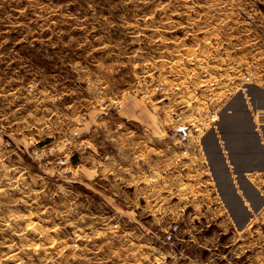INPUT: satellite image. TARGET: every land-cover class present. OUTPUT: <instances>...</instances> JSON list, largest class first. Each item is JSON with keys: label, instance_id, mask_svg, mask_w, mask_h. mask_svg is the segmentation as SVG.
Wrapping results in <instances>:
<instances>
[{"label": "rangeland", "instance_id": "rangeland-1", "mask_svg": "<svg viewBox=\"0 0 264 264\" xmlns=\"http://www.w3.org/2000/svg\"><path fill=\"white\" fill-rule=\"evenodd\" d=\"M253 87L264 0H0V264H264V207L239 230L202 172L200 217L147 218L117 164L167 141L161 118L200 137L220 119L242 152L221 113Z\"/></svg>", "mask_w": 264, "mask_h": 264}, {"label": "crops", "instance_id": "crops-1", "mask_svg": "<svg viewBox=\"0 0 264 264\" xmlns=\"http://www.w3.org/2000/svg\"><path fill=\"white\" fill-rule=\"evenodd\" d=\"M249 103L253 111L264 112V88L253 87L249 93L237 95L221 113L228 118L237 116L244 120L251 146L245 147L243 153L232 139H229L230 144L222 140L228 141L234 126L231 131H224L219 125L220 119L214 128L200 137L190 128L191 123L161 118L158 122L166 142L155 146L152 137L140 136V141L135 139V143L130 144L132 159L117 162L118 169L124 172L120 179L124 188L145 190V217L163 214L169 217L176 213L179 220L194 222V218L200 217L202 172L207 175L204 187L215 192L214 203L218 204L219 216L230 218L239 230L247 227L254 215L263 210L264 193L250 176H264V125L257 127ZM141 152L143 155L140 156ZM238 155L242 157L241 161L236 160ZM154 187L163 189L160 199L146 193L148 188ZM172 189L174 193H170ZM216 212L211 216H217L214 215Z\"/></svg>", "mask_w": 264, "mask_h": 264}, {"label": "built area", "instance_id": "built-area-1", "mask_svg": "<svg viewBox=\"0 0 264 264\" xmlns=\"http://www.w3.org/2000/svg\"><path fill=\"white\" fill-rule=\"evenodd\" d=\"M163 89H164L163 86H160V85L156 86V90L158 91L163 90ZM255 117H257L256 118L257 127L261 128L264 125V120L262 119V115L260 116V112H256Z\"/></svg>", "mask_w": 264, "mask_h": 264}]
</instances>
